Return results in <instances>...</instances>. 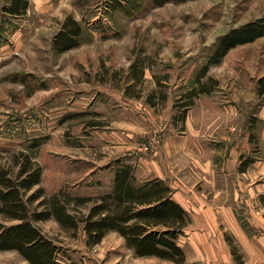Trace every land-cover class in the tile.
I'll list each match as a JSON object with an SVG mask.
<instances>
[{
	"label": "rangeland",
	"instance_id": "374dc122",
	"mask_svg": "<svg viewBox=\"0 0 264 264\" xmlns=\"http://www.w3.org/2000/svg\"><path fill=\"white\" fill-rule=\"evenodd\" d=\"M108 1L29 0L21 17L0 12V162L14 168L30 154L46 196L63 190L96 199L111 189L116 159L131 163L138 181L155 170L196 177L212 168L232 182L241 162L234 150L256 137L253 113L264 102L256 93L264 36L230 48L208 67L202 81L212 91L194 99L184 121L175 103L187 100L184 93L222 34L264 16V0H122L119 7ZM68 15L82 33L77 46L60 52L52 41ZM134 61L143 62L142 79L129 70ZM185 194L177 195L186 200ZM91 203L73 198L68 207L82 214ZM35 224L67 263L147 257L135 255L116 231L88 246L81 223L76 230L53 218ZM0 264L29 263L5 250Z\"/></svg>",
	"mask_w": 264,
	"mask_h": 264
},
{
	"label": "trees",
	"instance_id": "16d2710c",
	"mask_svg": "<svg viewBox=\"0 0 264 264\" xmlns=\"http://www.w3.org/2000/svg\"><path fill=\"white\" fill-rule=\"evenodd\" d=\"M185 1L189 0H151L156 5ZM107 4L119 7L122 0H109ZM28 7L29 0H4L0 12L18 18ZM81 33V24L68 15L55 33L52 45L60 52L69 50L79 44ZM261 36H264V16L233 27L218 38L194 85L184 93L187 100L177 99L175 103L183 121L194 99L212 91L208 82L202 81L208 67L220 62L230 48ZM129 70L136 80L142 79L143 62L134 61ZM256 93L264 94V75L257 79ZM239 158L240 170L252 161L242 155ZM113 171L111 189L96 199L70 197L63 190L46 196L39 185L42 169L30 154L23 153L14 168L0 162V251H17L29 264H72L59 257L58 245L35 224L53 218L67 229L76 230L81 223L88 246L99 243L109 231H116L137 256H155L183 264L185 254L177 240L184 233L188 217L184 207L172 197L171 187L159 177L138 181L134 166L123 159H116ZM73 198L77 204L92 201L88 211L72 213L68 205ZM233 254L237 258L234 248Z\"/></svg>",
	"mask_w": 264,
	"mask_h": 264
},
{
	"label": "crops",
	"instance_id": "0c3cea01",
	"mask_svg": "<svg viewBox=\"0 0 264 264\" xmlns=\"http://www.w3.org/2000/svg\"><path fill=\"white\" fill-rule=\"evenodd\" d=\"M253 114L256 137L243 138L245 142L234 150L238 158L253 153L246 155L252 161L235 171L232 182L224 172L218 171L223 175L215 177L217 171L212 168L196 177L155 170L143 178L163 179L187 212V225L177 240L184 250L183 264H264V102ZM178 192H187L186 200ZM131 264L178 263L147 256Z\"/></svg>",
	"mask_w": 264,
	"mask_h": 264
}]
</instances>
